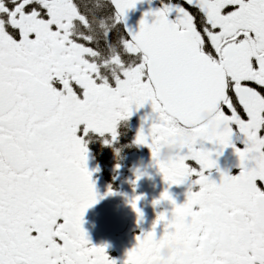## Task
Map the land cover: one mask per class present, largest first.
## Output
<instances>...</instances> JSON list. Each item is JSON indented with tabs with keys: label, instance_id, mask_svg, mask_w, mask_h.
<instances>
[{
	"label": "snow or ice",
	"instance_id": "6c2138e0",
	"mask_svg": "<svg viewBox=\"0 0 264 264\" xmlns=\"http://www.w3.org/2000/svg\"><path fill=\"white\" fill-rule=\"evenodd\" d=\"M137 3L0 0V264H116L82 227L97 198L86 138L115 140L118 121L146 102L155 116L134 143L167 184L195 176L199 188L183 204L163 191L171 218L158 213L162 234L142 232L122 264H155L169 240L184 252L168 264H264V0H161L130 31L121 22ZM203 141L232 146L240 171L211 179L219 151Z\"/></svg>",
	"mask_w": 264,
	"mask_h": 264
},
{
	"label": "flooded vegetation",
	"instance_id": "af4514ba",
	"mask_svg": "<svg viewBox=\"0 0 264 264\" xmlns=\"http://www.w3.org/2000/svg\"><path fill=\"white\" fill-rule=\"evenodd\" d=\"M155 1L161 6V0ZM146 116H155L150 102L140 108L133 106L132 114L118 121L115 140H112L110 134L100 136L93 132L86 138L88 151L85 166L91 172L90 178L97 198L85 210L82 227L90 245L105 246L106 254L116 264H122L127 251L135 246L136 237L142 232L154 231L157 236L162 234L164 221L157 223L155 228L153 222L160 212L171 218L173 205L168 200L160 199V194L167 189L177 204H183L187 199L189 185L196 179L195 176L188 177L178 185H169L164 181L152 161L150 149L146 145L134 143L136 133L142 126L147 131L151 121L145 120ZM105 139L110 141L108 145L103 144ZM201 143L206 148L216 147L219 151V155L216 152L212 154L216 166L205 170L211 179L219 182L220 172L217 169L230 175L240 171L239 158L232 146L219 149V146H213L207 141ZM232 143L238 148L244 147L243 137L239 133L233 135ZM192 166H196L195 162H192ZM138 172L139 179L136 178ZM109 188L111 194H106ZM198 188L199 185L192 184L193 191ZM135 196H140L136 205L141 210L142 218L137 216L130 203ZM154 200H159V203L153 204ZM58 222H62V218H58ZM165 250L166 255H161ZM183 252L182 241H165L155 250V264H168L171 258Z\"/></svg>",
	"mask_w": 264,
	"mask_h": 264
},
{
	"label": "water",
	"instance_id": "95a60500",
	"mask_svg": "<svg viewBox=\"0 0 264 264\" xmlns=\"http://www.w3.org/2000/svg\"><path fill=\"white\" fill-rule=\"evenodd\" d=\"M158 8L151 0H138V3L134 8L129 9L125 14V19L123 20L126 25L127 30L137 31L139 29V21L141 18L147 19L151 22L154 17H144V13L149 11V9Z\"/></svg>",
	"mask_w": 264,
	"mask_h": 264
},
{
	"label": "clouds",
	"instance_id": "9594fccd",
	"mask_svg": "<svg viewBox=\"0 0 264 264\" xmlns=\"http://www.w3.org/2000/svg\"><path fill=\"white\" fill-rule=\"evenodd\" d=\"M199 119L202 120L205 124L211 123V116L207 112H202L199 115ZM187 132L182 134L174 135L168 138L164 146L160 148L158 152V157L161 160H167L173 153V150L178 148L180 143L187 139ZM161 255H166V250L161 253Z\"/></svg>",
	"mask_w": 264,
	"mask_h": 264
},
{
	"label": "trees",
	"instance_id": "16d2710c",
	"mask_svg": "<svg viewBox=\"0 0 264 264\" xmlns=\"http://www.w3.org/2000/svg\"><path fill=\"white\" fill-rule=\"evenodd\" d=\"M89 2L93 3L95 0H88Z\"/></svg>",
	"mask_w": 264,
	"mask_h": 264
}]
</instances>
